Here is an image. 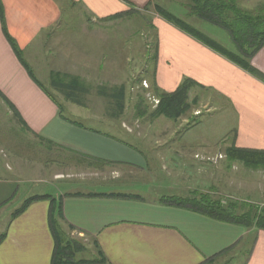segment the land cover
I'll return each mask as SVG.
<instances>
[{
  "label": "crops",
  "instance_id": "obj_1",
  "mask_svg": "<svg viewBox=\"0 0 264 264\" xmlns=\"http://www.w3.org/2000/svg\"><path fill=\"white\" fill-rule=\"evenodd\" d=\"M64 1L0 0L7 34L41 85L29 77L15 56L3 33L0 14V118L14 119L33 138L55 148L59 158L67 159V164H60L64 168L52 174L51 182L58 184L57 189L32 196L49 198L32 202L13 219L6 218L0 234V264H52L55 239L49 226L51 200L59 205L57 220L66 237L63 256L67 264H201L235 250L243 238L247 240L242 247L248 251L243 264H264V231L255 230L250 240L247 236L251 231L241 225L218 222L161 202L165 197L204 193L210 185L213 177L202 158L215 150L217 142L211 147L208 138L188 137L197 126L185 131V142H162L161 137L151 135L160 132L147 127L131 135L108 119L102 129L64 120L59 103L36 75L41 74L50 83L55 74H69L73 68L69 64L64 69V59L72 53L70 48L51 46L50 40L59 32ZM67 1L79 6L94 22L131 10L146 11L151 0ZM183 14L198 29L203 24ZM151 21L155 34L152 85L160 92L171 93L190 79L195 88L214 95L211 101L220 108L211 116L226 112L232 120L223 136H229V140L220 143V150L235 147L264 151V80L158 15ZM78 50L74 49V56L69 58L77 65L81 60ZM60 55H64L62 61L57 60ZM251 66L264 76V47L252 58ZM92 68L96 69L94 65ZM86 117L99 124L97 115ZM149 137L156 140L147 142ZM5 166L0 162V217L10 216L16 204L31 198H26L30 188L22 183L18 171L14 173ZM217 180L215 177L212 181ZM163 183L166 186L160 185ZM21 186L25 190L19 197Z\"/></svg>",
  "mask_w": 264,
  "mask_h": 264
},
{
  "label": "rangeland",
  "instance_id": "obj_2",
  "mask_svg": "<svg viewBox=\"0 0 264 264\" xmlns=\"http://www.w3.org/2000/svg\"><path fill=\"white\" fill-rule=\"evenodd\" d=\"M236 1L241 8L249 11L264 4V0ZM63 3L64 10L58 25L59 32L56 36L50 37V40H53L51 46L69 47L72 51L68 57L65 55L67 58L64 60H67V65L61 66H65L66 70L71 64L73 68L69 69V74L61 72L60 74L76 78L86 89V93L79 95L81 105L64 101L63 96L51 88L49 81L36 73L40 82L59 103L63 116L83 126L99 129L104 127L108 119L107 121L113 122L114 126L124 127L131 135H135V132L140 131L142 127H147L152 131L155 130L156 133L160 132V134L151 135H154V138L161 137L162 142H185L187 141L185 131L192 126H197L188 134V137L208 138L211 147L217 142L215 150L209 151L208 156L202 160L208 166L211 176L217 177L218 180L215 182L212 181L213 178H210V185L204 188L202 194H208L222 207L236 203L238 214L251 207L253 210L264 207V170H252L240 163H228L225 151L220 150V143L226 139L229 140V136H223L231 127L232 120L228 118L229 115L226 112L211 116L220 108L217 103H212L213 94L192 87L187 97L190 109L181 117L170 120L164 116H152V112L159 103L152 89L155 34L151 20L157 15L154 4L191 24L183 14L187 13L183 6L188 3V0H155L146 11L131 10L129 14L115 19L94 22L87 19L79 6L67 0ZM202 23L199 29L196 27L198 30L211 34L213 40L226 49L233 50L225 31L206 22ZM74 49H79L78 58L81 60L78 65L74 64L77 61L69 60L71 56H74ZM63 56L60 55L57 60L62 61ZM89 63L91 68L94 65L96 69H91ZM84 64L87 66H83ZM143 82L146 83V87L143 86ZM120 88L124 89L121 111L116 101L111 98L114 89ZM112 113L117 117H109ZM91 114L97 115L98 125L87 119L86 116ZM132 128L135 129L132 130ZM176 129H178L177 134L173 133ZM154 138L149 137L147 142L155 141ZM63 154L66 157L69 156V154ZM59 155L51 145L25 132L18 124H15L14 119L0 118V162L3 164L5 162L14 173L18 171L22 183L30 188L26 198L36 194H51L57 189L58 184L51 182L52 174L64 168L60 164H67V159L65 162V159L59 158ZM195 157L198 159L200 156L195 155ZM183 167L181 168L184 169ZM42 178L43 183H39L38 180ZM160 185L166 186V183ZM24 190L25 186H21L19 197ZM192 197L193 194L187 196V198ZM23 203L24 201H20L16 204L10 213L19 210ZM5 215L0 217V234L3 232L2 228L7 217H11L9 214ZM244 229L251 231L247 236L251 240L255 228ZM244 240L247 239L243 238V242L235 250L220 255L213 264H243L248 253L247 248L244 250L242 247ZM240 249L244 251L241 252Z\"/></svg>",
  "mask_w": 264,
  "mask_h": 264
},
{
  "label": "trees",
  "instance_id": "obj_3",
  "mask_svg": "<svg viewBox=\"0 0 264 264\" xmlns=\"http://www.w3.org/2000/svg\"><path fill=\"white\" fill-rule=\"evenodd\" d=\"M154 1L155 0H151L145 8L148 9L152 6ZM183 7L187 11L188 17H195L202 22H206L225 31L233 46V50L226 49L193 25L174 16L159 5L154 4L156 14L163 20L191 36L217 54L225 57L249 74L260 80H264V76L251 66L252 58L264 47V4L249 11L241 8L236 0H188V3ZM0 14L2 18L1 6ZM124 15L126 14L120 13L110 16L107 19H115ZM2 26L5 38L9 42L18 61L25 68L29 77L41 87L31 69L24 61L22 52L7 34L3 18ZM54 76L55 77H53L50 82L51 88L60 93L67 102L74 105H81L82 101L79 95L86 93V89L79 83V80L61 74H55ZM195 85L196 84L190 79H185L176 90L171 93L160 92L152 85V89L159 99L158 106L152 112V116H164L170 120H176L181 117L190 109V104L187 102L188 92ZM123 95L124 89L122 88L114 89L111 94V98L119 105V111L122 110ZM0 97L3 98L1 94ZM9 108L13 111V114L17 116L15 109L11 105H9ZM112 115L113 117H117V115L113 113ZM64 120L73 125H77V123L65 117ZM225 156L228 163H240L248 169L264 170V151L230 147L225 150ZM47 198L49 197L36 196L26 199L23 206L11 214V219L20 215L32 202ZM161 202L168 205L188 208L218 222L241 225L244 228L253 227L256 231H264V207L260 210H253L251 207L247 211L238 214L236 213L238 210V205L236 203H230L227 207H222L218 201L213 200L208 194L202 193H194L192 198L165 197L161 199ZM50 204L49 226L55 239V253L52 258V264H67L63 256L67 248L65 245L67 244L66 237L61 231L57 220L58 216H60V210L58 211L59 205H56L54 200H51ZM55 206H57L56 209ZM215 259V257L209 258L201 264H213Z\"/></svg>",
  "mask_w": 264,
  "mask_h": 264
},
{
  "label": "built area",
  "instance_id": "obj_4",
  "mask_svg": "<svg viewBox=\"0 0 264 264\" xmlns=\"http://www.w3.org/2000/svg\"><path fill=\"white\" fill-rule=\"evenodd\" d=\"M143 86H144V87H146V86H147L145 82H143ZM156 103H158V102H156Z\"/></svg>",
  "mask_w": 264,
  "mask_h": 264
}]
</instances>
